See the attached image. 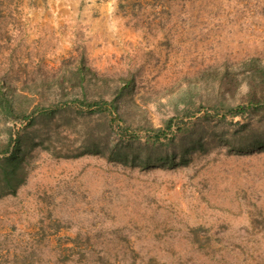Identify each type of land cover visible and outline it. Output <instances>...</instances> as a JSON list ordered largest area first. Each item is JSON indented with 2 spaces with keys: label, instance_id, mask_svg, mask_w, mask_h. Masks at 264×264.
I'll return each instance as SVG.
<instances>
[{
  "label": "rangeland",
  "instance_id": "374dc122",
  "mask_svg": "<svg viewBox=\"0 0 264 264\" xmlns=\"http://www.w3.org/2000/svg\"><path fill=\"white\" fill-rule=\"evenodd\" d=\"M80 69L130 81L134 127L186 121L185 94L202 147L126 166L34 125L21 181L0 179V264H264V0H0L1 91L30 114ZM250 102L241 130L213 115ZM23 127L0 115V146Z\"/></svg>",
  "mask_w": 264,
  "mask_h": 264
},
{
  "label": "trees",
  "instance_id": "16d2710c",
  "mask_svg": "<svg viewBox=\"0 0 264 264\" xmlns=\"http://www.w3.org/2000/svg\"><path fill=\"white\" fill-rule=\"evenodd\" d=\"M109 81L80 69L77 73L64 77V83H60L62 86H70L69 93L58 85L59 97L52 102H46V100L38 102L30 114L27 113L25 106L26 98L21 100L10 91L0 90L2 118L11 117L24 123L23 130L16 133L15 137L9 130L7 141L0 146V155L10 153V157L0 158V179H3L12 190L21 181V176L18 174L19 164L21 157L30 147L26 143L29 138V129L31 130V127L37 124L42 128H50L51 124L58 126L57 121H59L64 131L78 129L77 135L82 139L80 138L78 148L81 152L77 155L83 153L102 155L111 162L126 166L172 165L177 155L180 163L183 164L187 154L202 147L201 133L197 130L195 123L188 122L190 117L199 113V110L195 109L194 113L191 111L190 107H193L191 99L185 102V94H181L179 98L180 102L184 103V114L188 117V121L178 122L177 116H172L163 120L158 128L134 127V123L131 120L128 121L123 110L125 105L131 101L129 97L132 84L128 80H123L118 86L109 89V84L112 83ZM73 83L76 86H73ZM105 95L108 96L105 97ZM247 105L225 106L220 110H214L213 115L220 122L230 118L232 123L235 119L246 115L252 107L251 102ZM35 113L37 116L31 117ZM91 116H97L98 119L84 125V121ZM76 121L77 124L80 123L77 126H75ZM233 123L240 130L246 125L238 120ZM48 137L46 134L40 139H48ZM177 139L179 152L176 151L175 141ZM261 145H264V140L253 137L248 147ZM23 147H25L24 151Z\"/></svg>",
  "mask_w": 264,
  "mask_h": 264
}]
</instances>
